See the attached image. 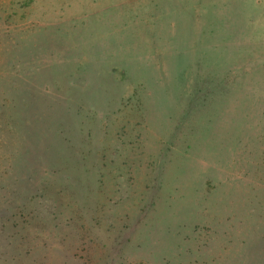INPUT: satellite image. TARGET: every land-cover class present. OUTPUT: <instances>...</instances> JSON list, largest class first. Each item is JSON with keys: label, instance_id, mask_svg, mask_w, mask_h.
<instances>
[{"label": "rangeland", "instance_id": "obj_1", "mask_svg": "<svg viewBox=\"0 0 264 264\" xmlns=\"http://www.w3.org/2000/svg\"><path fill=\"white\" fill-rule=\"evenodd\" d=\"M0 264H264V0H0Z\"/></svg>", "mask_w": 264, "mask_h": 264}, {"label": "trees", "instance_id": "obj_2", "mask_svg": "<svg viewBox=\"0 0 264 264\" xmlns=\"http://www.w3.org/2000/svg\"><path fill=\"white\" fill-rule=\"evenodd\" d=\"M82 160L81 161H84L83 158H81Z\"/></svg>", "mask_w": 264, "mask_h": 264}]
</instances>
